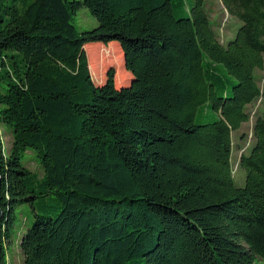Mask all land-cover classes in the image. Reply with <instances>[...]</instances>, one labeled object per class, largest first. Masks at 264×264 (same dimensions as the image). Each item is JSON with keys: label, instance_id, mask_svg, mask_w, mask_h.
<instances>
[{"label": "trees", "instance_id": "obj_1", "mask_svg": "<svg viewBox=\"0 0 264 264\" xmlns=\"http://www.w3.org/2000/svg\"><path fill=\"white\" fill-rule=\"evenodd\" d=\"M205 2L0 0V126L12 138L6 152L0 131V264L26 203L24 264L264 262L262 116L238 161L242 187L231 168L232 132L264 100V0H220L241 22L225 44ZM81 7L98 24L79 32ZM111 41L120 50L93 43ZM119 54L129 83L117 87L114 69L96 83L90 69Z\"/></svg>", "mask_w": 264, "mask_h": 264}, {"label": "rangeland", "instance_id": "obj_2", "mask_svg": "<svg viewBox=\"0 0 264 264\" xmlns=\"http://www.w3.org/2000/svg\"><path fill=\"white\" fill-rule=\"evenodd\" d=\"M205 8L209 15L213 30L217 34L220 42L225 44L228 40L235 36L237 28L241 22L237 18L230 16L222 7L219 0H206ZM72 22L79 32L90 30L98 24L97 19L86 7L79 8L76 13L72 15ZM93 43H100L102 49L120 50V44L117 41H111L107 44H103L101 42ZM111 43H116L117 46H113ZM122 54H119V57H117V55H113L111 57L106 55L104 58L100 59L99 70L93 72L90 69L91 75L96 83H103L105 81L106 74L109 69H114L115 71L114 81L117 87H121L129 83L130 72L127 71L124 66ZM254 76L260 89L264 90V66L262 69H255ZM246 111L249 113V120L243 123L232 136L233 155L231 158V168L234 184L238 187H242L245 183V171L243 168L238 166V161L240 155L242 153H248L253 144L252 125L256 116L259 115L264 118V100L262 98H257L246 107ZM207 116L208 114L206 113L204 115H199L197 117V121L204 122L206 121ZM0 131H3L1 132L2 143L4 149L8 152L11 145V135L3 125L0 126ZM23 163L31 171L36 173L38 177L42 175L40 162L34 150L28 149L23 154ZM45 200L49 203L54 202V200L48 198ZM33 216L32 206L28 203L22 204L16 208V218L11 231L10 239L5 240L7 259L10 264H24L23 255L19 248V239L21 233L25 232L28 226L32 223ZM255 264H264V262L257 258Z\"/></svg>", "mask_w": 264, "mask_h": 264}, {"label": "crops", "instance_id": "obj_3", "mask_svg": "<svg viewBox=\"0 0 264 264\" xmlns=\"http://www.w3.org/2000/svg\"><path fill=\"white\" fill-rule=\"evenodd\" d=\"M219 1H220V0H219ZM220 3H221V2H220ZM222 7H223V6H222ZM250 104H251V103H250ZM250 104H249V105H250ZM236 131H237V130H236ZM236 131H233V132H232L231 138H232V136H233V133L236 132ZM232 145H233V140H232ZM232 155H233V146H232L231 158H232Z\"/></svg>", "mask_w": 264, "mask_h": 264}, {"label": "water", "instance_id": "obj_4", "mask_svg": "<svg viewBox=\"0 0 264 264\" xmlns=\"http://www.w3.org/2000/svg\"><path fill=\"white\" fill-rule=\"evenodd\" d=\"M0 183H1V178H0ZM1 216H2V211H1V208H0V219H1Z\"/></svg>", "mask_w": 264, "mask_h": 264}, {"label": "bare ground", "instance_id": "obj_5", "mask_svg": "<svg viewBox=\"0 0 264 264\" xmlns=\"http://www.w3.org/2000/svg\"><path fill=\"white\" fill-rule=\"evenodd\" d=\"M260 99H261V97H260Z\"/></svg>", "mask_w": 264, "mask_h": 264}]
</instances>
